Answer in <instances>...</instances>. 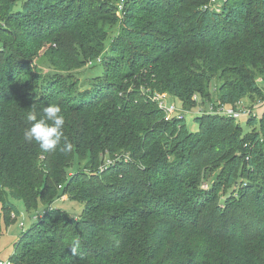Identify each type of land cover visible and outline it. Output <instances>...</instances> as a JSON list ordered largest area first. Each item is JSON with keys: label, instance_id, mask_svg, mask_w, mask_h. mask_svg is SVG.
<instances>
[{"label": "trees", "instance_id": "1", "mask_svg": "<svg viewBox=\"0 0 264 264\" xmlns=\"http://www.w3.org/2000/svg\"><path fill=\"white\" fill-rule=\"evenodd\" d=\"M124 2L118 18L102 0H0V220L14 200L49 208L8 262L264 264V114L249 133L203 114L193 133L150 97L262 98L264 0ZM88 63L100 72L80 82ZM52 103L68 153L23 140L27 113ZM63 197L79 217L53 208Z\"/></svg>", "mask_w": 264, "mask_h": 264}, {"label": "rangeland", "instance_id": "2", "mask_svg": "<svg viewBox=\"0 0 264 264\" xmlns=\"http://www.w3.org/2000/svg\"><path fill=\"white\" fill-rule=\"evenodd\" d=\"M103 2H110L111 5L117 7L116 15L118 18H122V0H102ZM131 1V0H128ZM222 0H212V4L217 9ZM125 3V2H124ZM116 32H118V28H116L111 34L110 37H113ZM107 46L109 44L107 43ZM108 49L105 50L103 54L99 56V58H103ZM37 66L40 70L47 73L50 70V62L48 58L42 53L41 58L37 61ZM92 67V68H91ZM89 67V63L84 68L79 70H74L72 73L80 79V82H89V79L93 78L97 74H99L100 69H93V66ZM258 83L261 90L264 94V80L259 78ZM157 94H150V97L154 100ZM164 95L160 96L163 98L164 104L167 105H175L179 110V114H184V117L187 122V126L191 132L196 133L198 131V124L196 122V118L200 117V115L207 113H214L220 108H223V105L219 103L213 102H205L202 103L200 99L197 98V104L195 107L187 110L184 108L182 102L179 99H175L168 94H159ZM157 95V97L159 96ZM160 100V98H158ZM158 105V102L155 101ZM159 108V107H158ZM235 111L242 115L239 118H235L236 122H239L243 127L245 133H249L252 131V128L247 126V120L249 116H256L260 119L264 114V96L262 98L259 97H251L244 99L238 102L235 106ZM116 160H122L121 158H105L104 164L101 166L103 169L106 168V165H109ZM204 189H208V185L203 186ZM66 198L63 197L62 200L55 202L53 208L60 209L67 212L71 217L77 218L82 214L84 209V204L72 201H66ZM13 204L16 207V215H13L10 222H6L4 218L1 217V225H0V261L8 262L10 261L11 256L14 254L17 245L20 243L22 235L24 232L31 229L40 219L43 217L44 213L49 209L47 206L39 205L35 210H28L25 203L20 200H14ZM23 225V226H22Z\"/></svg>", "mask_w": 264, "mask_h": 264}, {"label": "clouds", "instance_id": "3", "mask_svg": "<svg viewBox=\"0 0 264 264\" xmlns=\"http://www.w3.org/2000/svg\"><path fill=\"white\" fill-rule=\"evenodd\" d=\"M28 127L23 131V140L27 143L35 142L43 152L55 151L68 153L73 145L64 135L65 117L62 108L55 103L44 106L38 113L29 111L25 117ZM76 252L75 242L70 246Z\"/></svg>", "mask_w": 264, "mask_h": 264}, {"label": "built area", "instance_id": "4", "mask_svg": "<svg viewBox=\"0 0 264 264\" xmlns=\"http://www.w3.org/2000/svg\"><path fill=\"white\" fill-rule=\"evenodd\" d=\"M124 1L125 0H122V4H124ZM121 8H123V5ZM97 63H101V59H98ZM157 95H159V94H157ZM157 95L155 96L154 100L158 102L159 109L164 112L165 121L169 122V121L173 120V118H175V117H179V118L184 117V114H179V110L177 109V107L175 105H167L166 103L164 104V102L162 101L164 97L163 98L160 97V96H164V95H159L158 97H157ZM158 98H160V100ZM196 99L197 98L195 97V100ZM215 114L223 115V116H227V117H232V118H239L242 116L238 112H236L234 108H229L227 106H223V108H221V109L219 108L215 112ZM101 171H102V169H101ZM0 264H12V263L0 261Z\"/></svg>", "mask_w": 264, "mask_h": 264}]
</instances>
